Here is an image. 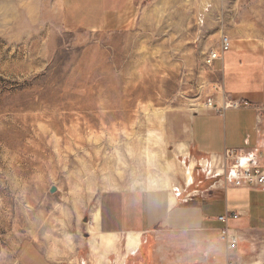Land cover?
<instances>
[{
	"label": "rangeland",
	"instance_id": "1",
	"mask_svg": "<svg viewBox=\"0 0 264 264\" xmlns=\"http://www.w3.org/2000/svg\"><path fill=\"white\" fill-rule=\"evenodd\" d=\"M134 1L129 25L110 31L76 27L68 0H0V264H17L27 237L53 253L61 239L72 247L76 195L91 188L81 184L101 194L106 174L117 183L133 169L129 158L142 178L178 177L175 193L186 189L185 161L157 143L161 123L213 98L205 58L228 29L264 37L242 26L257 0ZM208 179L195 172L190 192L209 193ZM145 246L143 260L156 241Z\"/></svg>",
	"mask_w": 264,
	"mask_h": 264
},
{
	"label": "crops",
	"instance_id": "2",
	"mask_svg": "<svg viewBox=\"0 0 264 264\" xmlns=\"http://www.w3.org/2000/svg\"><path fill=\"white\" fill-rule=\"evenodd\" d=\"M214 5L216 9L217 0ZM134 6V0H68L66 14L76 27L113 31L129 25ZM245 12L242 26L264 27V0ZM228 33L231 49L209 73L215 107L206 103L196 112H175L161 123L166 136L157 143L170 145L171 156L185 161L177 165L188 189L183 187L181 196L175 193L182 187L178 177L154 173L142 178L141 166L129 158L133 169H121L117 183L106 174L96 186L101 194H95L90 180L81 184L91 188L76 195L72 247L65 248L61 239V250L53 253L27 237L17 251V264H264V185L237 187L211 178L205 181L209 193L190 192L195 173L186 172L187 165L221 157L227 150L253 151L264 166V37L240 35L232 28ZM85 213L88 232L80 222ZM225 227L236 239L235 248L221 238ZM150 239L156 248L150 247L143 260L140 251Z\"/></svg>",
	"mask_w": 264,
	"mask_h": 264
},
{
	"label": "built area",
	"instance_id": "3",
	"mask_svg": "<svg viewBox=\"0 0 264 264\" xmlns=\"http://www.w3.org/2000/svg\"><path fill=\"white\" fill-rule=\"evenodd\" d=\"M231 44V38L228 35H223L219 48L212 50L206 56L205 64L212 67L214 62L222 57L223 53L231 49ZM207 105L215 107L212 99L207 101ZM189 170H191L192 174L198 171L206 178L209 177L214 180L222 178L226 183L237 187L264 185V166L259 163L258 157L253 151L227 150L221 157L214 159L203 158L192 167L187 165L186 172L188 173ZM176 194L181 196L182 192H177ZM237 216V214L233 215V217ZM220 219L226 221L228 216H222ZM221 238L229 244L230 248H235L236 239L230 237L227 227L221 230ZM229 264L233 263L230 262Z\"/></svg>",
	"mask_w": 264,
	"mask_h": 264
},
{
	"label": "water",
	"instance_id": "4",
	"mask_svg": "<svg viewBox=\"0 0 264 264\" xmlns=\"http://www.w3.org/2000/svg\"><path fill=\"white\" fill-rule=\"evenodd\" d=\"M56 187L55 186H53L52 188H51V192L53 193V192H55L56 191Z\"/></svg>",
	"mask_w": 264,
	"mask_h": 264
},
{
	"label": "bare ground",
	"instance_id": "5",
	"mask_svg": "<svg viewBox=\"0 0 264 264\" xmlns=\"http://www.w3.org/2000/svg\"><path fill=\"white\" fill-rule=\"evenodd\" d=\"M59 103V102H58ZM56 130V129H55ZM135 237V236H134ZM132 238V237H131Z\"/></svg>",
	"mask_w": 264,
	"mask_h": 264
}]
</instances>
